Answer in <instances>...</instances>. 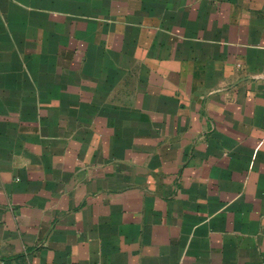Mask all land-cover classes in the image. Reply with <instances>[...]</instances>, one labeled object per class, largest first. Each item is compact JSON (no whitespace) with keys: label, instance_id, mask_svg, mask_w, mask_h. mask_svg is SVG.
Returning a JSON list of instances; mask_svg holds the SVG:
<instances>
[{"label":"crops","instance_id":"1","mask_svg":"<svg viewBox=\"0 0 264 264\" xmlns=\"http://www.w3.org/2000/svg\"><path fill=\"white\" fill-rule=\"evenodd\" d=\"M0 264H264V0H0Z\"/></svg>","mask_w":264,"mask_h":264},{"label":"rangeland","instance_id":"2","mask_svg":"<svg viewBox=\"0 0 264 264\" xmlns=\"http://www.w3.org/2000/svg\"><path fill=\"white\" fill-rule=\"evenodd\" d=\"M23 62H24V61H23ZM28 75H29V77L32 79V77H31L30 73H28Z\"/></svg>","mask_w":264,"mask_h":264}]
</instances>
